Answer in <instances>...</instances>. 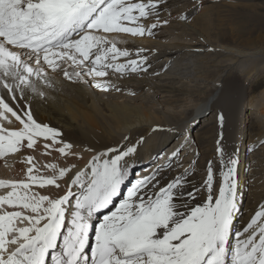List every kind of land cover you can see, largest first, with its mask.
I'll return each instance as SVG.
<instances>
[{"label": "snow or ice", "instance_id": "obj_1", "mask_svg": "<svg viewBox=\"0 0 264 264\" xmlns=\"http://www.w3.org/2000/svg\"><path fill=\"white\" fill-rule=\"evenodd\" d=\"M165 7L167 0H0V160L24 165L0 178V264H264V205L236 227L235 153L219 147L220 179L209 162L201 186H190L187 169L166 179L164 168L131 183L138 147L128 137L85 149L94 154L81 166L74 145L33 116L30 100L46 99L58 77L107 93L120 91L116 80L149 73L151 49L120 45L169 25ZM217 120L223 128L225 114ZM53 153L57 162L37 156Z\"/></svg>", "mask_w": 264, "mask_h": 264}, {"label": "bare ground", "instance_id": "obj_2", "mask_svg": "<svg viewBox=\"0 0 264 264\" xmlns=\"http://www.w3.org/2000/svg\"><path fill=\"white\" fill-rule=\"evenodd\" d=\"M220 1L210 22L203 23L201 27L189 22L193 11L199 7L200 0H189L186 4L187 10L183 12H178L177 8L164 10L163 17L171 21L164 26L165 29L172 30L179 37H188L190 43L163 42L162 36L155 31L154 38L130 39L128 44L120 45L133 51L138 47L151 49L145 53L152 64L149 73L116 80L120 91L107 93L91 85L72 84L63 77H58L56 87L48 91L46 99L30 100L34 118L59 130L62 138L74 145L73 150L84 157L79 161L81 166L94 154L86 152L85 149L93 147L103 150L104 146L112 145L116 141L126 143L123 138L128 137L138 147L131 165L133 172L138 167L141 169V172L137 170L130 182L143 172L144 177L160 168L166 170V179L167 176L174 178L181 175L185 169L192 176L199 155H202L204 163L201 162L205 170L209 162H212L219 180L221 165L217 149L223 146L226 153H235L238 156L240 136L245 130L242 119L244 98L254 89L250 85L253 77L262 73L264 75V46L256 44L263 43L264 37L254 38L253 30L245 34L246 30L240 27L239 21L246 16L234 10L237 5L246 1ZM182 14L188 16L187 21L179 19ZM248 20L262 26L260 17L254 15ZM207 53H211V59H208ZM159 62L163 63L159 65ZM260 103L258 106L264 105V101ZM221 112L226 117L223 128L217 120ZM196 116L205 120L200 129L195 128L196 122L193 123ZM247 129L250 141L242 157L252 151L248 149H253L264 139V127L260 130L251 123ZM183 131H187V135L176 139L168 148L170 151L163 152L170 139ZM255 133L257 135H253ZM186 137L190 143L186 144ZM180 143H185V150H189L184 157L173 160L172 154L180 150ZM162 152L164 155L159 159L143 164L147 157ZM183 154L185 153L182 152ZM37 156L42 162H57L58 154ZM14 159L8 158V163L12 165L10 168L0 160V178L20 175V169L24 165L18 161L13 163ZM256 161L264 171V159L257 157ZM170 162L172 168L169 170ZM254 174L252 180L255 179V183L248 185L249 191L253 192L245 205L248 222L259 206L264 205V182L259 184L261 179L255 178ZM242 179L244 178H239L240 183ZM250 180L245 178L244 181ZM202 184L203 182L194 185ZM126 186L127 184L125 188ZM243 188L244 185L240 187V192ZM125 195L122 194V197H126ZM122 197L116 198L117 206ZM245 225L242 223L238 228Z\"/></svg>", "mask_w": 264, "mask_h": 264}, {"label": "rangeland", "instance_id": "obj_3", "mask_svg": "<svg viewBox=\"0 0 264 264\" xmlns=\"http://www.w3.org/2000/svg\"><path fill=\"white\" fill-rule=\"evenodd\" d=\"M245 1L246 2L244 4L237 5L236 8L234 9L240 13H243V15L245 14V16H246L245 18H242L241 21H239L240 27L242 29L246 30V31H244L245 34H247L248 32L250 33L253 30L255 32V34L253 35L254 38H257L258 36L264 37V0H245ZM188 3H189V0H167V7H165L164 10L167 9L170 11V10L177 8L178 12H183V11L187 10L186 4H188ZM220 3H221L220 0H200L199 7L198 8L196 7L195 11H193V15L189 19V22H191L192 24H194L196 26H200V27L202 26L203 23L210 22L213 14L215 13V10H217L219 8ZM187 8H188V6H187ZM164 10H163V12H164ZM250 13H253V14H250ZM246 14H248V15H246ZM254 15L261 18V20H259V21H262L261 22L262 26L259 25L258 22L254 23L251 20H248V18H252ZM230 20H232V18ZM233 20H235V19H233ZM155 31H157L162 36L161 40H163V42H167V43H176V42L190 43V39H188V37H179L180 35L177 36V34L174 33L172 30H169L170 31L169 32L168 29H165V27L158 28ZM156 39L159 40L160 38H156ZM256 44H259V46H264V42L261 44L257 42ZM206 56L208 57V59L212 58L211 53H207ZM162 63L163 62H159L158 64L161 65ZM250 85H252L251 87H253L254 89L249 94H247L244 98L245 104L243 105L242 119L245 122V125H244L245 130H244V132H242V134L240 136V144H239V150H238V157H239L238 179L240 177L244 178V179H242V181L240 183V187L242 185H244V188L240 192L241 213L238 214V216H237L238 217L237 221H236L237 228H238V226L241 227L242 223H245V224L248 223V215H247L248 213H246V212H248V210L245 208V205H246L247 199L250 196L251 192H253L251 190L249 191L248 185L249 184L252 185L255 183L254 182L255 179L252 180L254 170L256 172L254 174L255 178L261 179L259 184L264 182V171L261 170L262 167H259L258 162L256 161L257 157L264 159V139L262 140L261 143L255 145V147L253 149H248V150H252V151L249 152L247 155H245V157H242V154L244 153V151L247 150L246 147L249 145V141H250L249 132L247 129L249 124L254 123L257 127L260 128V130L263 129V127H264V105H262L261 107L258 106L259 104H261L260 101H264V75H263V73H262V75L258 74L257 76L253 77V81L251 82ZM200 118L201 117H199V116L194 117L193 123H195V122L197 123L195 125V128L198 127V129H200L202 127V125L205 124V120L200 119ZM198 129H196V130L202 131V130H198ZM263 132H264V129H263ZM186 135H187V131H183V132H181L180 135H177V137L179 136V138H181V137L186 136ZM253 135H257V133H255ZM177 137H173L172 139H170V141L168 142L169 144L167 145L166 149L164 148L165 150L163 152L170 151V149L168 150V148H170L172 146L173 142L176 141ZM184 146L181 145V147H180L179 158L184 157L186 155L187 150H189V149L185 150L186 147H184ZM163 152L158 153L155 156L147 157V159L143 162V164H146L149 161L153 162L154 159L155 160L159 159L161 156L164 155ZM182 152L185 154L182 155ZM168 155H170V154H168ZM190 156H191V154H190ZM248 157H249V159H247ZM243 159H245V160L242 163ZM202 160H203L202 155L197 156L196 164H195L196 167L194 166V170H193L194 175L193 174H192V176L189 175L192 178H194V179L189 178L190 186L203 182L205 177H206V170H205V166L203 164L204 162ZM137 170L140 171L141 170L140 167H138ZM137 170L135 172H133L132 175H130L129 181H131L132 178L135 176V174L137 173ZM168 177L170 178V176H167V179H168ZM245 178H248V179L250 178L251 180L250 181H244ZM126 184H127L126 187L128 188V185L130 183L126 182ZM125 185L122 186V189H121L122 194H124L126 192ZM239 221H240V225H239ZM241 221H243V222L241 223Z\"/></svg>", "mask_w": 264, "mask_h": 264}]
</instances>
